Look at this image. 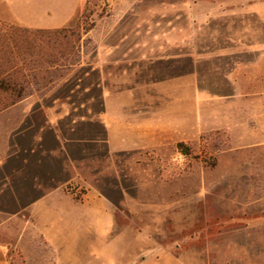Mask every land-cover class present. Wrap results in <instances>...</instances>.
<instances>
[{
    "label": "rangeland",
    "instance_id": "374dc122",
    "mask_svg": "<svg viewBox=\"0 0 264 264\" xmlns=\"http://www.w3.org/2000/svg\"><path fill=\"white\" fill-rule=\"evenodd\" d=\"M252 2L142 0L137 17L115 22L103 19L110 0H89L57 45L64 58L31 78L22 100L33 103V113L25 120V108H13L22 100L0 110V162L16 127L41 130L47 148L52 132L94 138L71 149L88 155L84 171L111 202L113 227L101 239L81 236L82 261L264 264V21ZM0 22L7 32L1 54L9 56L8 28L21 26ZM45 40L48 54L53 46ZM105 90L120 92L132 114L162 122L158 146L109 152ZM64 191L82 200L87 188L68 183ZM2 192L0 210L8 211L11 192ZM14 238L6 230L0 244L10 264H23ZM25 249L48 264L52 247L43 237Z\"/></svg>",
    "mask_w": 264,
    "mask_h": 264
},
{
    "label": "crops",
    "instance_id": "0c3cea01",
    "mask_svg": "<svg viewBox=\"0 0 264 264\" xmlns=\"http://www.w3.org/2000/svg\"><path fill=\"white\" fill-rule=\"evenodd\" d=\"M142 0H110L111 15L103 19L125 21L143 10ZM87 0H0V19L21 27L38 30L70 26L83 11ZM250 9L264 21V0H253ZM90 31V30H89ZM120 92L105 90V142L111 153L153 149L160 143L162 122L132 114ZM32 102L20 101L23 119L33 113ZM32 126H30L31 128ZM28 125L16 127L9 137L6 161L0 162V194L5 188L8 211L0 210V233L13 235L12 248L24 256L23 264H44L41 253L29 252L25 243L43 237L52 247L48 264H88L78 256L81 236L110 235L113 227L111 202L94 189L92 179L84 171L88 155L73 156L72 142L77 146L92 144L93 137L65 140L51 133L52 148L45 144L41 130L28 132ZM75 152V151H74ZM76 183L87 188L83 199L66 193L64 187ZM18 226V227H17ZM0 264H10L6 249L0 244Z\"/></svg>",
    "mask_w": 264,
    "mask_h": 264
},
{
    "label": "trees",
    "instance_id": "16d2710c",
    "mask_svg": "<svg viewBox=\"0 0 264 264\" xmlns=\"http://www.w3.org/2000/svg\"><path fill=\"white\" fill-rule=\"evenodd\" d=\"M88 1L85 3L82 16H85L88 11ZM88 30L89 28L85 29V31ZM8 32L12 34L14 52L9 56L1 54L5 50L2 45L5 40L3 42L0 40V110L25 98L32 77L35 78L42 71L58 66L65 54L57 45H62L67 40L68 33H73V30L61 28L44 31L10 26ZM5 33H7L5 28L0 26V38L5 36ZM42 40L53 46L48 54H43L41 51V45L44 44ZM22 42L27 43L28 46L20 50ZM177 148L182 154H188V149L183 143H178Z\"/></svg>",
    "mask_w": 264,
    "mask_h": 264
}]
</instances>
